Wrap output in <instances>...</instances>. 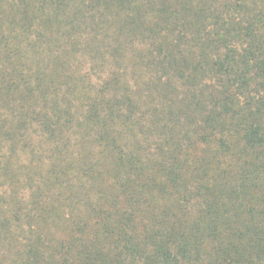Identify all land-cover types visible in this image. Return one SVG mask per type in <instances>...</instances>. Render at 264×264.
Instances as JSON below:
<instances>
[{
	"label": "trees",
	"instance_id": "16d2710c",
	"mask_svg": "<svg viewBox=\"0 0 264 264\" xmlns=\"http://www.w3.org/2000/svg\"><path fill=\"white\" fill-rule=\"evenodd\" d=\"M0 264H264V0H0Z\"/></svg>",
	"mask_w": 264,
	"mask_h": 264
}]
</instances>
